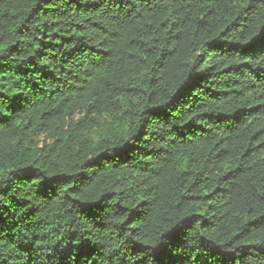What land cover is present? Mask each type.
<instances>
[{"label": "trees", "instance_id": "obj_1", "mask_svg": "<svg viewBox=\"0 0 264 264\" xmlns=\"http://www.w3.org/2000/svg\"><path fill=\"white\" fill-rule=\"evenodd\" d=\"M0 264H264V0H0Z\"/></svg>", "mask_w": 264, "mask_h": 264}]
</instances>
